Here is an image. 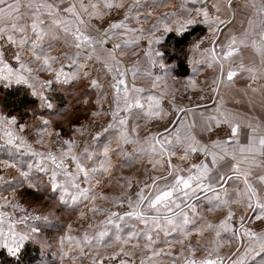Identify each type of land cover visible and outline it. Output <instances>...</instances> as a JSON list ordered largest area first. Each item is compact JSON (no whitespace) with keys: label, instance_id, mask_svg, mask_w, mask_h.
<instances>
[{"label":"snow or ice","instance_id":"snow-or-ice-1","mask_svg":"<svg viewBox=\"0 0 264 264\" xmlns=\"http://www.w3.org/2000/svg\"><path fill=\"white\" fill-rule=\"evenodd\" d=\"M233 2L234 0H183L181 11L187 13V18L178 27L172 28L168 26V23H164L162 30L153 25L145 31L143 28L129 26L133 18L137 25H141L151 16L149 12L141 19V10L146 7L143 0H132V3L128 5H125L123 0H69L67 4H64V0H58L57 3H51L48 0H24V2L22 0H0V41H3V44H0V82H5L6 86L13 82L28 85L33 95L39 97L41 105L45 108H51L53 105L50 98L43 94V89L51 87L53 81H37L34 70L30 66L32 63L38 64L35 72L51 71L57 83L67 84L78 78L82 72L84 77H90L89 72L83 71L84 61L99 59L100 57L96 55L98 47L106 52L103 64L109 72L115 73L111 84L114 90L115 106L109 112L110 121L107 127L97 132L92 139L93 142L99 141L104 133L115 130L117 148L110 149L111 142L109 141L99 148L86 145L82 153L76 154L73 152L75 142L65 140L64 146L56 151H36L22 135L18 134L23 133L25 128L24 125L17 124L15 116L0 115V133H2L0 139L22 155L40 158L38 165H28V167H36L38 171L49 173L51 188L53 192H60V200L64 204H67L69 200L73 205L82 201H95L96 195L91 187L93 177H102L111 170V154L124 156V163L130 162L133 156L136 158L149 157V164L152 166L151 174L142 184L138 182V190L133 195L128 196L126 200L101 196L102 199L117 200L121 207L127 203L129 211L121 214L114 211L108 212L98 207L90 209L94 214L107 212V215L105 220L101 221L104 225L103 230L96 232L92 237L85 233L83 238L85 246L91 247L93 241L100 244L108 236L109 225L119 230L118 221L129 217L136 218L145 225L143 239L147 241L145 248L151 255L146 259L142 258L140 264H146V260L148 264H152L154 258L162 255L172 257L171 252H164L163 249L157 250L153 247L156 239L153 232L158 234L162 231L165 235L174 231L186 233L184 238L187 239V234H190L188 226L197 223L194 199H198L200 193H212L211 196L206 195L205 198L215 208H227V214L218 225L209 223L206 227H196V233L203 235L204 232L211 230L215 232L217 238H220L222 233L231 232L230 242L238 244L239 247L233 253L235 258H228L230 264H249V259L255 261L256 257H260L258 264H264V230L257 232L247 226L254 221L264 224V194L258 195L257 188L249 179L254 168H264V128L252 123L247 124L250 134L247 136V142L241 144V124L233 113L221 111L220 106L209 110L208 114L200 111L198 115L201 123L198 125L195 118L187 122L188 115L194 113L193 108L178 107L169 101L172 104V111L176 113V119L168 121V125L162 132L149 133L141 139L136 127H129L130 118L134 119L138 125L140 120L155 121L161 119L162 116H167L168 113L161 106L164 94L142 97L145 89L138 88L135 84L129 87L125 80L127 70H121V62L118 59V56L122 55L126 49L138 45L141 38L151 37L147 41L148 49L145 56L148 57L152 67L158 66L164 74L154 77L153 87L157 88L174 70L175 65H169L167 61L172 59L179 50L173 47L169 51L166 46L156 49L154 46L161 44L163 35L166 33H172L179 44L189 34L190 29L195 30L194 26L206 24L214 29L215 38L212 46L203 49V53L209 58V61H206L209 66L216 63L220 68V78L213 81L217 85L212 89L213 92L218 91L224 79L232 82L242 72L251 74L253 82L264 79V0H245L244 4L237 2L236 8L250 7L253 10L252 14L247 19L246 26L242 25L243 30L239 36L226 35L225 40L217 44L223 29L227 28L235 18ZM210 8L215 10V14H210ZM222 8L231 13L227 19L220 18L219 13ZM25 9L27 11H24ZM118 9H124L122 19L113 21L103 28L92 24L93 20H102L105 13L110 14ZM177 15V12L165 13L161 20L167 21L169 17L175 18ZM157 32L161 35L157 36ZM128 34L133 35L128 38ZM116 35L122 37L121 42L113 43L111 48H105L109 40ZM60 41L73 50L71 53L64 54V60L67 61L66 66L72 71L65 72V64L62 63L61 57L50 54L55 47L54 42ZM202 43V40L195 43L192 50H200ZM5 46H11L14 49L12 59L19 64V68L13 67L5 59ZM244 49H251L259 58V68L247 67L242 62L233 66L234 58L241 55ZM24 54H29L27 63L22 59ZM226 62L229 63V67L225 73ZM56 63H61L60 69L53 68ZM189 63L193 62L189 61ZM132 71L134 79L136 71L135 69ZM192 72L195 74L198 69L193 67ZM147 75L151 77L153 74L149 72ZM37 84L40 85V91H37ZM91 86L101 87L96 79L91 80ZM188 86H194V82L190 81ZM249 87L253 93L257 92V88L251 84ZM144 99L147 104L143 102ZM202 107L204 106L196 105L197 109ZM134 110L140 111L135 112ZM98 114L93 113L94 116ZM224 125L230 129V134L226 139L218 138L205 142L197 138L198 128L200 132L211 135ZM48 126L49 121L43 120L42 126L37 129V144H41L45 139L44 134L48 133ZM48 135L51 134L48 133ZM56 136L59 137L60 133H56ZM54 143H59V141ZM127 145L135 146L133 153L125 151ZM178 150L183 151V155H180L178 159L188 162L187 167L172 162ZM195 154H199L201 158L198 162H190ZM46 161L50 162V165L46 164ZM89 161L93 163H87ZM0 163L8 168L17 167L15 162L0 161ZM70 164L74 165L75 171L70 170ZM158 168L162 170V174H157ZM225 168L226 171L223 170ZM17 170L22 182H28L30 187L35 186L29 178L28 171L19 168ZM59 177L62 179H58ZM255 179L259 184H264V175H257ZM78 180H80L79 183ZM233 180H242L243 189L233 187L230 190L228 184ZM82 183L90 186L82 188ZM96 183H99V180ZM127 183L128 188L131 189L132 181L129 180ZM5 184L10 186V190H15L13 181L5 180L3 176H0V189ZM70 189L75 191H70ZM4 199L7 203L8 198L4 197ZM245 200L248 202L246 210H252L253 216L246 220L245 215H241L239 228H237L234 219L236 214L231 210V205L241 204ZM12 207L15 209L18 204H12ZM7 216L6 212H0V248L6 249L10 256L18 257L25 241L32 239L33 234L37 233L39 228L29 226V232L22 234L16 231L15 223L6 221ZM28 219L47 221V217H29L25 214L19 222L23 223ZM6 223L7 231H5ZM89 227L93 226L90 224ZM139 238L136 233H132L123 242L125 244L131 240L138 242ZM116 240H121V237L117 235ZM214 243L216 247L205 250L201 258H197L198 249L189 245L187 256H184L183 250L181 251L184 264H225V258L218 254L220 240L217 239ZM135 246L137 245H133ZM80 250L83 252L84 248ZM121 253L124 256L130 255L121 248L120 252L114 253L110 259H116ZM177 259V257H172L173 264H176ZM93 264L96 262L93 261ZM119 264H127V262L121 259Z\"/></svg>","mask_w":264,"mask_h":264},{"label":"crops","instance_id":"crops-1","mask_svg":"<svg viewBox=\"0 0 264 264\" xmlns=\"http://www.w3.org/2000/svg\"><path fill=\"white\" fill-rule=\"evenodd\" d=\"M24 2V0H22ZM48 2L51 3H57L58 0H48ZM69 0H64V4H67ZM125 5H128L132 3V0H123ZM239 2L240 4H244L245 0H234L233 2V8L235 9V18L231 24L228 25L227 28L223 29V33L220 34V40L217 41V44L220 43V41L225 40L226 35L229 34H236L239 36L242 32V25L246 26L247 19L252 14V9L250 7L248 8H236V4ZM143 3L146 7L142 8L141 10V19L144 18V16L147 13H151V16L147 18L141 25H137L135 18H133L130 21L129 26L130 27H136V28H143L145 31L152 28L153 25H156L157 27H160L161 30L163 29V24L168 23L169 27L175 28L178 27L179 24L187 18V13H182L181 11V4L183 3V0H143ZM219 6V5H218ZM188 7H192V5H188ZM24 11H27L26 9ZM119 13L120 15L116 18L115 21L122 19L124 15V9H118L113 10L111 13ZM177 12L178 15L175 18L169 17L167 21H162L161 17L165 13H172ZM210 14H215L214 9H209ZM110 13V14H111ZM108 13L104 14V18L102 20L96 19L92 21V24L95 27H104V21L106 20L107 15H110ZM221 19H227L231 13H229L225 9H221V12L219 13ZM27 22V21H24ZM258 23V21H257ZM196 26L203 27L205 30V34L198 39L194 40L188 50L186 63L188 67V74L184 77H178L175 74V68L172 72L168 74L165 80H163L160 83V86L157 88L153 87V81L155 76H163V72L161 69L156 66L152 67L149 63L148 57L145 56V52L148 49V39L151 37L145 36L140 39V42L138 45L132 46L128 49H126L122 55L118 56V59L120 60V68L121 70H127L125 75L126 83L129 85V87L132 86V84H135L138 88L145 89V92L142 94V97H147L148 95H158L160 93H163V99L161 101V106L165 110V112L168 113L167 107L170 110V105L165 104L163 101L164 99H170L174 97L175 95L183 92H190V93H196L200 95V97H203V103L202 108L197 109L196 107H192L194 109L193 114H189L187 117V122H191L193 118L196 119L197 124L200 125V117L198 113L200 111H205L206 114H208L209 110L214 109L217 106H220L221 111H227L233 113L235 116L238 117V122L241 124V134H240V143H246L247 142V136L250 134V130L247 128V124L252 123L253 125H260L262 128H264V79H258L256 82H253L251 80V74L247 72L240 73L237 77L234 78L232 82L227 81L224 79L223 83H220L219 89L217 92H213L212 89L216 88L217 85L213 83V81H217L220 78V68L219 65L216 63H212L211 66H209V63L206 61H209V58L203 53V49L209 48L212 46V41L215 38L214 37V29L209 27V25L206 24H199ZM105 27H107L105 25ZM195 27V26H194ZM171 33H166L163 35V39L161 41L160 45H155L154 47L156 49H161V45L164 43L166 37ZM133 34H128V38H131ZM157 36L161 35L160 32L156 33ZM122 37L119 35L113 36L111 40H109L108 44L105 45V48H111V45L116 42H121ZM203 41L201 44V49L198 51H193V45L197 43L198 41ZM55 47L51 51V55H57L61 57V61L63 64H65L64 71L69 72L72 71L69 67L66 66L67 61L64 60V54L65 53H71L73 50L69 47L65 46L63 44V41L60 42H54ZM0 44H3V41H0ZM11 47V46H8ZM12 50V49H11ZM119 52V50H117ZM219 51V49H217ZM14 52V49H13ZM97 56H99V59L94 58L92 61L85 60V68L83 71H87L90 73V77H84L83 72L81 75L76 78L75 80L70 81L69 83L73 82H79L83 85L86 92H90L91 98L93 100V109L91 110L89 116L84 121H81L77 126H75L71 132V140L74 141V147L73 152L76 154L82 153L84 150V147L86 145L91 146L92 148H99L102 144L111 142L109 144L110 149L115 150L117 148V137L115 135V130H110L107 133H104V135L101 137L99 141L93 142L94 144L87 143V136H86V129L91 123H101V122H109L110 121V115L109 112L111 108H114V90L111 88V84L113 82L112 77L115 75L114 72H109L107 68L103 64V60L106 57V52H104L99 47L97 48ZM7 56H5V59L9 61L13 67L19 68V64L16 63L13 59H7ZM12 57V54H11ZM22 59L24 62L29 61V54H24L22 56ZM189 61H192L193 63H189ZM196 61H199L200 63H195ZM243 63L247 67H257L259 68V58L255 55V53L251 49H244L241 53V55L234 58V63L239 64ZM169 65H173L172 63H168ZM34 70V76L37 81H49L52 80L53 83L51 87H47L43 89V94L47 93L54 85H60L61 83H57L54 79V73L51 71H44V72H35V69L38 67V64L32 63L30 65ZM196 67L198 69L197 73L192 72V68ZM229 63H225V73L228 70ZM54 69H60L61 63H56L53 65ZM133 69L136 71L135 78L133 79ZM151 72L153 75L150 77L147 75V73ZM96 79L100 83V88H93L91 86V80ZM190 81L194 82V86H188ZM67 83V84H69ZM252 85L253 87L257 88V92L253 93L249 85ZM25 88L27 89L30 94L33 95L32 89L28 87L26 84H17V83H11L9 85H5V82H0V88L2 90L10 89V88ZM37 91H40V85H36ZM36 99L39 100V97L37 95H33ZM40 101V100H39ZM145 104H147L146 99L143 100ZM135 112H139L140 110H134ZM93 113H99L98 115H93ZM1 115V114H0ZM165 116H162L164 118ZM161 118V119H162ZM176 119V116L173 118V120ZM43 120H46L44 118H41L40 120H35V123H37L38 128L42 126ZM48 121V120H47ZM39 122V123H38ZM153 123V121L148 120H140L138 125L134 119L129 120V127H136V131L139 134V138H143L149 133H155V132H146L149 126ZM25 130L29 129L28 126H24ZM37 128V129H38ZM79 129V131L77 130ZM18 132V129H16ZM50 133L51 135H48ZM48 133H45V139L41 144H37L34 142L31 144L33 148L36 151L46 152L48 151V142L50 139L54 137V134L52 133V129L49 123L48 126ZM22 135L24 138L25 136L23 133H18ZM53 134V135H52ZM197 138L202 139L203 141L207 142L209 140H215V139H226L228 135L230 134V129L227 125L222 126L220 129H217L216 132L209 135L208 133L200 132L199 128L197 129ZM2 135V133H0ZM38 138V135H37ZM36 138V139H37ZM26 139V138H25ZM2 142V143H1ZM30 144V143H29ZM9 146V145H8ZM7 144L4 143L2 139H0V155H1V147L4 150H11L13 152H16L15 149L11 146L8 147ZM133 145H127L125 146V151L128 153L134 152ZM6 154V153H5ZM180 155H183L182 150H178L176 153V156L172 158V162L174 164H179L183 167H187L188 162L180 161L178 157ZM199 154H195L192 156L190 162H198L201 157H198ZM30 156V155H29ZM32 162L35 165H38L40 163L39 157H32ZM124 156H118L115 154H111V164L112 168L108 173L103 174V176H95L93 177L92 181V189L96 195V199L94 202L90 201H82L81 203L77 205H73L71 203V200L66 204L68 206H71L75 209H77V218L79 221H87V223L93 225L95 221H97L102 214L104 215V212H101L99 214H94L92 211H90L93 207H98L100 209L108 210L113 204L118 203L117 200L113 199H102L101 196H106L109 198L112 197H122L125 196L127 198L128 196L133 195L131 193V189L134 187V185L137 186L138 190V182L142 184L147 178L148 175L151 174L152 166L149 164V157L147 156H141L139 158H136L135 156L132 157L130 162L124 163ZM46 164L50 165V162H45ZM88 163V162H87ZM89 163H93L90 162ZM226 171L227 169H223ZM157 174H162L161 169L156 170ZM42 173V172H41ZM45 175H49V173H45ZM257 175H264V168H254L252 175L249 177V179L253 182V186L257 188L258 195L264 194V184H259L255 177ZM58 179H62V177H59ZM99 180V183H96V181ZM132 181V188H128L127 181ZM49 182V180H47ZM50 184V183H49ZM51 186V185H50ZM88 184H83L82 188L89 187ZM228 187L230 190L233 187H238L240 189H243V181H229ZM70 191H75L74 189H70ZM58 199L60 200V192H55ZM211 196L212 193H200L198 199H194V203L196 205L197 209V216L196 221L197 223L195 225H189L188 226V232L190 234H187V239H185L186 233H180V232H169L168 235H163V232H159L160 235L164 236V242L161 237V246L163 250H170L168 248L173 247V249L176 251L175 254L178 256L179 261L176 262V264H184V259L181 257V251H184V256H187V248L189 245H191L193 248L198 249L196 255L197 258H201L205 254V250L215 248L216 244L214 243L217 239L220 240V246L218 248V254L225 258V264H230V260L228 259L231 257L234 259L233 253L236 251V248L239 247L238 244L231 241V232L222 233L220 238H217L214 231H206L203 235H198L195 231L196 227H206L207 224H213L218 225L219 222L224 219V217L227 214L228 209L227 208H215L213 204H210L209 201L205 198V196ZM61 201V200H60ZM247 200L243 201L241 204H233L231 205V210L235 212L236 216L240 217L241 215H245V218L247 220L248 217L253 216L252 210H246ZM130 210V209H129ZM187 211V209H185ZM83 213V215H81ZM170 215V213H169ZM129 217H126L128 219ZM134 224L137 226H141L143 228L145 225L142 221L136 219V218H130ZM80 221V222H81ZM236 227L239 228V219L238 221H235ZM247 226L253 228V230L259 232L261 230H264V224H261L260 221H254L251 224H248ZM70 228H68L67 232L65 233V237L69 236ZM79 234V233H78ZM183 241V243H181ZM172 243V246H171ZM65 246V245H63ZM69 246V245H67ZM65 246V248H69ZM64 249V248H63ZM242 250V249H241ZM171 257L168 256H161L158 258H154L152 264H171ZM260 260V257H256L255 261H252L251 258L249 259V264H258ZM148 264V262H146Z\"/></svg>","mask_w":264,"mask_h":264},{"label":"rangeland","instance_id":"rangeland-1","mask_svg":"<svg viewBox=\"0 0 264 264\" xmlns=\"http://www.w3.org/2000/svg\"><path fill=\"white\" fill-rule=\"evenodd\" d=\"M109 17L110 15H107L103 24L104 27L105 25L107 26L109 23L113 22H109ZM11 49V47L5 46V56H7L6 58L10 60L12 59L11 54L13 53V49ZM1 89L2 88H0V114L6 117L15 116L17 118L18 125L22 124L29 127V129L23 132V135L28 143L33 144L36 142L38 127H36L37 123H35V120L44 118L49 121L54 137L48 142V151H56L59 147L64 146L63 142L65 140H71V132L73 128L81 121L87 119L93 109V100L90 95L91 93L86 92L83 85L79 82L54 85L47 93H45V96L47 97L54 93H57L59 96L58 104H54L50 100L53 105L51 108L43 107L40 101L30 94L27 89L19 88L21 91L26 92L30 98L36 101L35 105L30 107L26 112H24V114L23 111L9 112L8 108L3 107L4 102L2 99H5L6 97ZM180 94L181 93L170 99L163 100L165 104L168 103V105L171 106L170 110L168 106H166L168 115L162 119L153 121V125L162 126L168 121L173 120L176 113L172 111V104H170L169 101H172L175 105L181 107L175 102ZM9 103H11V101ZM5 105L7 107V101ZM22 116L26 117L22 118ZM105 127H107V122L104 121L101 123H91L86 129L87 143L94 144L92 139L93 136ZM16 129H18V127ZM146 132L150 131L147 129ZM56 133H60V136L57 137ZM57 140L59 143H54ZM7 148L10 147L8 146ZM0 161L15 162L17 165L16 168H8L3 163H0V176H3L5 180L13 181L15 184L14 191L10 190V186L7 184L3 185V188L0 189V193H2V195H0V205H3L0 207V212H6L8 214L6 221L15 223V229L17 232L22 234L28 233L29 226L39 228V231L33 234V238L26 240L24 243V246L28 242L38 246L39 261L37 264H93V261H95L96 264H101V261L102 264H119L121 259L125 260L127 264H140L142 258L146 259L147 256L151 255V253L145 248L147 241L143 239L145 226L143 228H141V226H137L130 218L118 221L120 224L119 230L109 225L108 236H106L100 244H96L95 241H93L91 247L85 246L83 243L85 233H87L89 237H92L96 232L103 230L104 225L101 224V221L105 220L107 212H104V215L102 214V216L92 225L93 227L90 228V223L88 224L86 220H80L81 222L79 221L77 218V209L62 203L58 199L56 193L53 192L49 182L47 181L49 180V175H45L44 172L41 173V171H38L36 167H28V165L35 166L29 155H22L19 152H13L11 150L6 151L1 147ZM18 168L29 172V178L32 184L35 185L34 187H30L28 182H22L20 173L17 170ZM72 171H75L74 165ZM77 182L79 183L80 180ZM82 186L83 183L81 184V187ZM136 191L137 186L134 185L131 189V193L133 194ZM4 197L8 198L7 203ZM120 198L126 200L125 196ZM12 204H18V207L14 209ZM107 211H114L122 214L125 211H129V208L127 203H125L122 207L119 203H116L113 204V206H111ZM25 214L29 217H47V221H44L43 219H28L23 223H20V218ZM238 219L239 217L237 216L235 221H238ZM68 228H70V235L65 237V233ZM5 231H7V223L5 224ZM132 233H136L137 236L140 237L138 242L137 240H131L125 244L123 242L124 239ZM117 235L121 237V240H116ZM153 236L156 238L153 247L159 250V248H162V236L160 233L157 234L156 232H153ZM162 239V242H164V236ZM63 245H69L67 246L69 248H65ZM133 245L137 246L133 247ZM82 247L84 248L83 252L80 250ZM121 248H123L125 252L130 253V255L124 256L123 253H121L116 259H110L114 253L120 252ZM168 249L170 250L163 251L171 252L172 257L178 258L173 247ZM0 254H2L0 260L6 261V264H9V259H17V257L10 256L7 253V250L3 248H0ZM172 257L169 259L171 260V264H173ZM177 261H179V258L176 262Z\"/></svg>","mask_w":264,"mask_h":264},{"label":"trees","instance_id":"trees-1","mask_svg":"<svg viewBox=\"0 0 264 264\" xmlns=\"http://www.w3.org/2000/svg\"><path fill=\"white\" fill-rule=\"evenodd\" d=\"M204 34L205 30L203 27L195 26V30L192 31L190 29L189 34L185 38H183L179 44H177V38L172 33L166 37L162 46H166L169 51H171L173 47H176L179 50L178 53L172 59L167 61V63H172L173 65H175L176 76L184 77L188 74L186 58L189 46L194 40L198 39ZM1 91L6 97L5 99H2V101L4 102L3 107L8 108L9 112L23 111L24 114V112H26L30 107H32L36 103V101L30 98L26 92L21 91V89L19 88H10L5 90L1 89ZM49 98L52 103H59V96L57 93L52 94L51 96H49ZM6 101L8 102L7 107L5 105ZM10 101L11 103H9ZM25 117L26 116H22V118ZM1 256L2 254H0V257ZM9 260V264H37L39 261V248L33 243L28 242L21 250V253L17 257V259ZM0 262L1 264H6V261L4 260H0Z\"/></svg>","mask_w":264,"mask_h":264},{"label":"built area","instance_id":"built-area-1","mask_svg":"<svg viewBox=\"0 0 264 264\" xmlns=\"http://www.w3.org/2000/svg\"><path fill=\"white\" fill-rule=\"evenodd\" d=\"M113 15V16H112ZM120 14H118L117 12L115 13H111L110 17H109V22L111 21H115L116 18L119 16ZM112 16V18H111ZM175 102L177 104H179L181 107H196V105H202L203 100L201 99L200 95L196 94V93H190V92H183L181 93L177 99L175 100ZM166 122V121H165ZM164 122V123H165ZM154 123H152L150 125V127L148 128V130L150 132H162L163 129L168 125V122L163 124L162 126L159 125H153ZM198 157H200V155H198ZM70 170L73 169V165H69ZM237 216H235L234 219H236Z\"/></svg>","mask_w":264,"mask_h":264}]
</instances>
